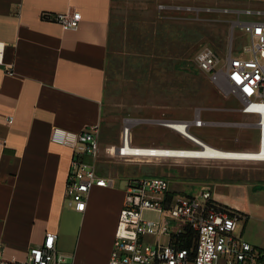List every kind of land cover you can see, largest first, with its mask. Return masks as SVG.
Here are the masks:
<instances>
[{
	"label": "crops",
	"instance_id": "1",
	"mask_svg": "<svg viewBox=\"0 0 264 264\" xmlns=\"http://www.w3.org/2000/svg\"><path fill=\"white\" fill-rule=\"evenodd\" d=\"M226 1L230 5L223 12L237 27L264 17L245 13L264 12V0ZM124 3L0 0V42L5 44L0 65V256L8 261L25 262L30 250L43 244L46 233L55 232L59 235L57 251L69 264H110L126 186L137 176L128 175L119 189H92L86 211L78 213L66 202L74 149L53 143L51 133L61 128L78 134L102 126L114 27L122 21L119 14L125 9ZM170 6L167 7L174 11ZM66 12L81 13L77 30H64L52 20L56 14ZM45 15L50 18L44 19ZM242 16L248 19L242 21ZM10 71L14 74L10 75ZM235 112L243 114L240 109L216 107V126L239 127L247 125L245 122H258V116L250 114H243L245 122H228L237 118ZM221 113L228 120H221ZM11 117L14 123L9 125ZM217 139L216 136V148L222 151L258 152L261 148L260 131L258 146L250 139L235 138L228 144ZM84 160L95 164L99 171V162L107 159L99 154ZM235 162L238 163L217 164L216 168L226 166L246 173L248 180L264 182V161ZM110 175L107 178L117 182V177ZM230 185L233 184L216 183L214 200L230 210H243L219 200L223 195L219 188ZM259 186L240 190L262 194Z\"/></svg>",
	"mask_w": 264,
	"mask_h": 264
},
{
	"label": "rangeland",
	"instance_id": "2",
	"mask_svg": "<svg viewBox=\"0 0 264 264\" xmlns=\"http://www.w3.org/2000/svg\"><path fill=\"white\" fill-rule=\"evenodd\" d=\"M124 1L125 9L119 14L122 21L114 27L109 57L104 120L100 126V154L107 160L99 162L102 163L100 175L109 177L112 173L110 176L117 177L116 189L128 175L164 177L183 196H196L207 188L214 190L216 196V183H231L219 188L223 193L219 200L243 209L231 210L242 217L236 234L244 232L246 241L264 248V182L248 180L246 173L226 166L216 168L217 164L238 162L154 158L126 161L107 153V148L121 145L122 131L128 121L133 123V144L138 147L199 149L166 127L167 121L192 122L191 134L215 148L216 136L226 144L240 138L250 139L258 146L257 121L246 123V115L235 112L237 118L228 122L241 121L247 125L216 126L219 119L216 107L239 110L241 103L233 96L221 94L194 63L195 54L204 46L212 47L221 55L232 46L238 55L250 46L249 37H244L241 28L223 12L230 5L226 0ZM170 5L174 11L167 7ZM247 19L241 17L242 21ZM220 118L228 120L223 113ZM255 149L258 151V147ZM245 186L262 187L258 191L263 193L245 194V190H240ZM143 217L156 219L157 213L147 211Z\"/></svg>",
	"mask_w": 264,
	"mask_h": 264
},
{
	"label": "built area",
	"instance_id": "3",
	"mask_svg": "<svg viewBox=\"0 0 264 264\" xmlns=\"http://www.w3.org/2000/svg\"><path fill=\"white\" fill-rule=\"evenodd\" d=\"M245 13L264 16L262 11L247 10ZM49 18L44 16V19ZM52 20L64 30H77L82 15L66 12L56 14ZM239 27L249 37V47L235 55L231 46L221 55L212 47L204 46L195 54L194 63L209 76L221 94L240 101L243 114L258 116L260 150H264V19L244 22ZM4 51L5 44L0 42V65ZM8 73L14 74L13 71ZM7 123L13 124L14 118H9ZM179 123L191 133L192 122ZM100 131L97 125L78 134L61 128H54L51 133L53 143L74 149L66 202L78 213L86 211L92 189L114 187L116 183L113 178L101 176L95 164L84 160L100 154ZM129 143L130 152L127 151ZM155 148L135 146L133 123L128 121L122 131L121 145L107 148V153L126 161L178 159L156 154ZM147 211L157 213V218L145 219L143 214ZM241 219L236 212L216 203L210 188L196 196H183L172 191L170 181L164 177L131 179L126 186L110 264H264V248L246 241L242 233L236 234ZM189 237L191 249L182 247ZM58 240V233L48 232L43 244L32 248L25 262L8 261L0 256V264H69L57 251Z\"/></svg>",
	"mask_w": 264,
	"mask_h": 264
},
{
	"label": "bare ground",
	"instance_id": "4",
	"mask_svg": "<svg viewBox=\"0 0 264 264\" xmlns=\"http://www.w3.org/2000/svg\"><path fill=\"white\" fill-rule=\"evenodd\" d=\"M167 127L178 130V133L188 140L201 146L200 149H171V148H155L156 154L177 157L178 160H211V161H264V150L258 152H229L222 151L213 146H210L188 130H184L182 123L171 121L167 123ZM132 147L130 143L127 146V151L130 152ZM150 148V147H149Z\"/></svg>",
	"mask_w": 264,
	"mask_h": 264
},
{
	"label": "trees",
	"instance_id": "5",
	"mask_svg": "<svg viewBox=\"0 0 264 264\" xmlns=\"http://www.w3.org/2000/svg\"><path fill=\"white\" fill-rule=\"evenodd\" d=\"M182 247L187 248V249H191V247H192L191 237H189L188 241Z\"/></svg>",
	"mask_w": 264,
	"mask_h": 264
}]
</instances>
